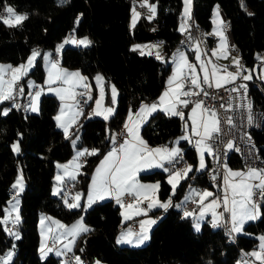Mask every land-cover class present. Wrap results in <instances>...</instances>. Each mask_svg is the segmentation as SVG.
<instances>
[{
    "label": "trees",
    "instance_id": "1",
    "mask_svg": "<svg viewBox=\"0 0 264 264\" xmlns=\"http://www.w3.org/2000/svg\"><path fill=\"white\" fill-rule=\"evenodd\" d=\"M150 1L155 3V16L152 19L141 17L135 26H130L129 18L136 0H0V11L5 3H10L27 14V19L18 27H9L0 21L1 61L17 63L34 47L54 48L73 30L76 36L88 35L91 42L63 46L59 52L60 63L78 67L91 82L99 71L106 83L112 81L118 89L116 107L108 119L89 116L88 110H84L71 125L72 131L67 137L55 122L54 113L59 103L56 95L42 93L39 110L26 115L14 109H7L5 115L1 108L6 104L0 102V254L12 242L15 244L13 259L8 264H59L61 255L51 252L41 257L39 254L37 219L38 212L44 211L70 221L83 211L81 206L68 207L62 194L55 195L51 191L56 162L67 159L73 152L71 136L78 132L76 146L97 149L95 154L84 155L81 170L71 183L70 189L79 190L83 198L91 171L112 144V132L119 127L127 111L136 108L141 101L156 97L164 86L171 71V62L166 56L179 47L183 0ZM215 3L224 13L233 44L246 69L259 67V54L264 63V0H192V16L204 33L211 27ZM207 37L211 44L213 37L208 34ZM152 39L161 40L164 58L141 55L138 49L133 50V42ZM191 51L188 49L190 55ZM28 75L42 81L44 68L40 55L24 78ZM261 85L262 91L250 83L247 96L252 105L263 109L262 125L252 134L258 153L264 157L262 79ZM182 129L180 116L156 110L143 123L140 132L147 143L155 144L169 143ZM14 139H18L19 151L11 146ZM180 144L186 147L184 154L188 160L195 163V150L185 141ZM228 162L240 164L238 156L230 157ZM18 168L23 173L24 188L19 194L20 219L15 236L6 231L7 223L3 224L1 216L8 198L13 195L11 184ZM200 173L196 177L203 179ZM166 174L167 171L154 168L140 172L139 178L159 180L158 194L160 198H167L171 195V184ZM188 178L184 177L177 184L171 200L185 191ZM259 206V216L247 221L243 231L233 237L220 225L213 226L206 220L196 230L189 216L185 217L180 208L170 205L151 227L145 243L119 245L115 243V235L122 223L120 208L111 199H105L84 210L83 220L89 228L78 235L75 250L80 237L85 235L87 255L107 264H240L238 260L242 259L243 252L257 246V234L264 232L262 195Z\"/></svg>",
    "mask_w": 264,
    "mask_h": 264
},
{
    "label": "snow or ice",
    "instance_id": "2",
    "mask_svg": "<svg viewBox=\"0 0 264 264\" xmlns=\"http://www.w3.org/2000/svg\"><path fill=\"white\" fill-rule=\"evenodd\" d=\"M185 4H188V0H185ZM148 7V10L152 13L151 16L148 17V19H152L155 16V5H150L147 3V0H143V3L141 5ZM185 15H187V7L185 8ZM218 15V13H217ZM139 14L135 12V9H133V21L132 24L135 26L136 19L138 18ZM27 19V14H17L15 10L8 5L4 6V12L0 14V21H2L5 25L9 27H18L20 24ZM181 30H184V26H181ZM219 35L223 38L222 32H218ZM67 42V41H66ZM73 43H79V44H88L89 41L87 38H84L82 40H73ZM62 45L57 47V52H59ZM158 45H134L133 50L136 49H144V48H157ZM144 52L141 51V55H143ZM151 54V53H149ZM39 55V53L36 50H33L31 56L28 58L27 64L20 65L17 68H12L9 66H0V101L8 100L12 98L13 91L12 86L15 85V83L20 80L21 76H23L27 70L32 66L33 61L35 58ZM47 58V54H46ZM157 59H161L160 55L157 53L156 56ZM197 59H199V56H197ZM233 63L238 64V61L234 60ZM52 70L49 71V77L46 80L47 84H51L54 82V80H62L64 84L68 85L67 88L63 89H52L49 88V91H55L58 96H60L61 100L64 99H75L76 93L74 91L75 87L77 85H80L84 87L85 89H88V85L83 83L86 80V77L81 76L79 71L76 72H69L64 69L58 68L57 64L55 62L51 65ZM188 69L190 73V84L194 88H201V84H207L209 83V75L207 74V70L201 66V71L205 73L203 77V81H201L195 70V66L190 64L186 57L183 55V53L179 56V61L177 63V68L175 70V73L173 77L169 79V89L165 91L161 95L160 99V105L152 104V105H141L140 110L136 113V116L138 117L137 120L132 119V113L130 111L129 114V120L125 122V129L127 131L128 137L130 139H126L124 143L120 144L119 149L113 148L112 151L108 153V155L105 157V159L101 162V165L96 169V174L93 176V183L91 186V190L89 193V204L93 202V199H102L105 195H114L117 199V202L121 204L122 208L127 207L129 210L132 211V215H139L142 212H146V209H142L139 207V200L135 205L128 204L125 206L123 203H121V197L127 193L129 195L135 194L137 197L143 196L144 199H148L151 202L148 203V209H151L153 207L159 206L163 208H167L168 204L163 203L161 204L158 200H152L150 197V193L157 189L159 187L158 184L154 185H144L140 184L136 180V172L139 171L141 168H152L154 166L159 167L162 166L160 164L163 160H169L171 161L173 157H175L178 154V149H172L169 151L167 148H155L150 149L147 147L146 143L140 138L139 136V123L142 122L144 119H147V114H150L151 112L155 111L158 106H162L167 104V107H164V111L167 114L174 115V116H180L183 119V113L178 111L176 109V104L180 103L185 106L189 103L187 99L180 100V96H189L193 95L194 93L190 90L184 91V84L181 83V78L184 74V69ZM6 69L11 70V79L5 80L3 78V73ZM238 74V73H237ZM212 77H216L215 69L212 72ZM227 77L231 80H234L236 78V74L233 73H227ZM250 77L245 76L244 79H249ZM102 77H97V81H101ZM229 79H225L224 77H220L219 79H216L215 87L219 88L222 86L221 81L223 83H228ZM175 85V87H172V85ZM22 91V90H21ZM102 91V89H101ZM235 91V89H233ZM40 92H36L35 96L32 97V105L31 110L37 111V100L40 96ZM112 94H113V102H115V96H116V90L113 87L112 88ZM83 95V93H82ZM207 95V93H205ZM171 97V99H169ZM91 96H89V99ZM101 99H97L96 105L97 109L101 106ZM202 101L197 102L195 107L193 108V114L190 116V118L193 120V127L192 132L195 135H200L201 140L197 141V150L203 151V148L201 145L203 144V140L206 137H209L211 133L219 131L218 128V121L216 120V113L215 111L209 110V109H203L202 108ZM18 107V105H17ZM250 107V106H249ZM202 109V116L200 121H197V118L195 116L196 109ZM113 111V109H103V111H97L94 110L93 114L96 115H104L105 119L108 118V114H110ZM210 112V117L207 115ZM5 115L7 114V110H5ZM79 113H75L72 117V122H75V117L78 116ZM65 116L63 108L61 109V114L55 117L57 120L58 126L64 129L65 136H68V127L66 126V121L62 119V117ZM209 119L211 120V127L209 126ZM249 122H251V118H249ZM228 123H231V119L228 120ZM203 127L204 132L201 134L198 131V128ZM184 139H187V137H183ZM75 143V141H73ZM14 150L19 151L18 146L14 145ZM227 147L231 148L232 144L229 143ZM97 152V149H92L89 153L86 149L84 152L78 153L79 155H85V154H95ZM67 167V166H63ZM77 168H79V165H76ZM200 167H204L203 163V157L201 158V164ZM191 170V165L187 166L185 169H183L181 172H173L169 175V183L172 185L173 189L176 188V185L179 183V181L187 175V173ZM167 171V169H165ZM67 175H71V173H67ZM242 177L238 182H231L229 181V177ZM74 178V176L72 177ZM57 181H60L62 179L61 176L56 177ZM249 179H259V183L256 185H252L248 183ZM225 184L227 185L226 194L223 200L225 211H229L231 213V224L232 232H240L242 229L243 224L247 220H253L256 219L259 213V206L253 201V188H257L261 190V195L264 196V170H257L254 168L249 169L247 175L245 176V173L242 172H232L229 171L228 174L225 176ZM13 188L22 189V182L21 178L17 179V182L13 185ZM231 191V208L228 207L229 200H228V190ZM200 196L201 201V218L203 217L204 211H212L213 216V223L214 226L216 224H219L223 219L222 213L215 212V208L220 206V203L217 199H213L211 203L204 205L203 201L209 197L212 196L211 192L204 191L203 193H198ZM239 197V199H237ZM79 199V194L77 197H74V200ZM79 205L76 203L68 204V207H78ZM125 219H129L130 216L126 212L121 213ZM185 217L193 215L191 212H185ZM7 219V217L5 218ZM19 221V216L17 215L16 220L14 222ZM54 223L58 226L63 228L64 226L60 224L59 221H54ZM154 220H143L141 221V233L137 234L138 238L136 240V243H142L143 240H146L147 237V229L152 224H154ZM196 229L199 230V224H196ZM7 231V229H6ZM69 235L74 240L76 235H78L80 232H86L88 229L83 225L82 218L80 221H77L76 224H74L70 229H67ZM11 234V232H10ZM132 233L123 234L118 240L117 243L121 242H127L132 243L131 237ZM18 238V237H17ZM261 252H252L250 255L255 256L258 260L264 264V237H261ZM65 247L70 250L69 245H65ZM52 249L48 248L45 250V247L42 243L41 246V255L44 256L47 254V252H51ZM57 255H60L58 252ZM12 256V253L9 252L6 254L5 257H0V261H2V264H8V261L10 260ZM75 264H81L80 258L75 257ZM96 264H100L99 261L96 262Z\"/></svg>",
    "mask_w": 264,
    "mask_h": 264
},
{
    "label": "crops",
    "instance_id": "3",
    "mask_svg": "<svg viewBox=\"0 0 264 264\" xmlns=\"http://www.w3.org/2000/svg\"><path fill=\"white\" fill-rule=\"evenodd\" d=\"M135 3H137L138 5L133 4L132 9H135V12L139 14V16L136 19V21L139 18H141V17H145L146 19H148V17L152 15V13L149 14L148 7H146V6H143L142 7L141 6L142 3H143V0H136ZM147 3L150 4V5L155 4L153 1H150V0H147ZM136 6H139V7H136ZM186 7H187V15L188 14L192 15V0H188V4L187 5L185 4V0H183V5H182V15L183 16H185V8ZM221 11H222V9H221ZM131 13H132V11H131ZM221 13H223V11ZM130 16H131V14H130ZM223 17H224V20H225L224 13H223ZM225 22H226V20H225ZM129 24H130V26L133 25L132 22L129 23ZM182 25H183V23L180 22V26H182ZM227 30H228L227 31V34L226 33L225 34L222 33L223 34V38H222L221 35L218 34V32H221V31L219 29H218V31H216L214 29L213 25L211 24L210 29L206 33H204V35H205V37H206V39L208 41V48L209 49L207 51H208V63H209V67L206 64V62H204L200 58V53H199L200 51H199V48L196 45H194L192 48H190V50H192L191 51L192 52L191 55L189 54L188 49H184V48H180V47L175 48L172 51V52H174L172 55H171L172 52L169 53L166 56V59L171 62V71H170V73L166 77V82H165L164 86L162 87V89L160 90V92L158 93V95L156 97H154L153 99L141 101L136 106V108L129 109L127 111V113H126V116H125V119H124V123L129 120L130 111L132 113V119L133 120H137L138 119V117L136 116V113L140 110L142 104H144V105H152V104L160 105V99L159 98L170 87V85H169V79L171 77H173V75L175 73V70L177 68V63L179 61V56H180L181 53H183V55L186 57L187 61L190 64H192V65L195 66L196 74H197L198 78L201 81H203V77L205 75V73L203 71H201V66L202 65L207 70V74L209 76L211 75V77H212V72L215 69L216 77L215 78L212 77V79L214 81H216V79H219L220 77H224L225 79H229L227 77V73L236 74V71L238 69V65L240 63L241 57H240L239 54L230 51V48L234 44H233V39H232V36L230 34V31H229L228 28H227ZM207 34L208 35H211L213 37V40H212V43L211 44L209 42V39L207 37ZM73 40H75V39L74 38H70L69 39V42L70 43H73L72 42ZM148 41L150 43H143V42H147V41L133 42L132 43V46H134V45H158V47L156 49H159V53H162L163 58H164V53L162 51V42H161V40H159V39H152V40H148ZM90 42H91V39L89 37V43ZM73 44L74 45H78L77 43H73ZM147 49H151V48H145V50H141V49H138V50L140 52L141 51H144L145 53H147L146 52V51H148ZM32 52H33V50L29 54H27V56L25 57L24 60H22L20 62H17V63H12V62H8V61H1L0 60V66H9L10 65L12 68H17L20 65L27 64L28 58L31 56ZM150 53L151 54H154L156 56V54H155L156 52L155 53L154 52H150ZM197 56H199V59H197ZM234 60L238 61V64L233 63ZM34 62H35V60L33 61L32 66H33ZM32 66L27 70V72L25 73L26 75H27L28 71L32 68ZM73 68H78V67H73ZM76 70L74 72H76ZM247 71H249L251 73V77L252 76H259L264 81L263 77L260 74V69H258V71H255L254 67H252L250 69L247 68L245 70V72H244V75L245 76H247L246 75V72ZM25 74L23 76H21V78H24L26 76ZM80 74H81V76L86 77V80L83 83H85V84L88 85V89L91 88V86L89 84H91L93 86L92 89H90L91 91L89 90V92H88V101L90 103L89 104L90 105V109L87 112L88 115L89 116L96 115V114H93L94 113V110L103 111V109L111 108V109H113V111L110 114H108V118H109V116L114 112L115 107H116V100H117V95H118V89H117L116 85L112 81H108L106 83V81L104 79V76H103V79L101 81H103L104 84H105V86H106L105 91L107 90V95L105 96V101H109L111 103V107H108V105H106V104H104L102 102L100 108L97 109V105H96V101L97 100H94L93 97H91L89 99V96H90L89 93L90 92H92L93 94L96 93L97 89H99V86H97V77L98 76L99 77H102V76L101 75H97V72H96L93 75V78H92L93 82H91L87 78V76L81 70H80ZM185 74L190 75L188 69H186V68L184 69V74L183 75H185ZM3 78L5 80H10L11 79V70L10 69H6L5 70V72L3 73ZM229 80H231V79H229ZM109 82H111V83L114 84V88L116 90L115 102H113V94H112V92H109V90H110V88H109ZM180 82L182 83V81H180ZM221 82H223V81H221ZM24 84L28 88H31V87H34V86L37 87L36 91L30 96L29 103H28L29 112H33L31 110L32 97H33V95L36 92H39V86L36 83H33V84H31V82L29 83L27 81V78H24ZM172 87H175V85L173 84ZM80 88H82V86H77L74 89L75 93ZM183 90L186 91L185 89H183ZM48 93L54 94L55 92L48 91ZM54 95H56V93ZM56 97H58L59 99H61L60 96H57L56 95ZM169 99H171V97H169ZM184 99H187V98L185 96H180V100H184ZM71 101H74V100L71 99ZM188 102L189 103L187 104V106H185L183 104H180V103H177L176 104V109L178 111H180L181 113H183V119H182L183 129H182V132L179 133V134H177L176 136H174L169 143L149 144V143H147L144 140V138H143V136H142V134L140 132L141 126L148 119L149 115L151 113H153L154 111L151 112L150 114H147V119H144L142 122L139 123V136L146 143V145H147L148 148H150V149L167 148L169 151H171L172 149H178L179 150L178 151V154L175 157H173V159H175V158H184V169L187 166L191 165V170L186 175V176H189L187 187H186L185 191L181 194L180 197L174 198V200L173 199L171 200V198H172L171 196H173V193L175 191V189H173L172 185H171V195L168 196L167 198H160V196L158 194L159 187L150 193V197H151L152 200H158L161 204L167 203L168 206H170V205L177 206L178 208H180V211H181V213L183 215H184L185 212H191V213H193V215L189 216L191 218V220H192L193 226L196 225V224H199V226H201L202 222L205 221V220L208 221L210 224H212L214 226L212 211L205 210L204 211V214H203V217L201 218V201H200V196L198 195V193H203L204 191H208V192H211L212 193V196L207 197L203 201L204 205H207V204L211 203V201L213 199H217L216 196H215V193H214V189L209 185V183L204 178L203 179H198L196 177V174L198 172H201L202 170H204V169H206V168L209 167V160H208V156H207V150H208L207 140H208L209 137H206L203 140V144L201 145V147L203 148V151L202 152L201 151H198L197 150V141L201 140V136L200 135H195L192 132L193 120L190 118V116L193 114V108L195 107L196 103L197 102H201V101H199V100L189 101L188 100ZM167 106H168L167 104L162 105V106H158L156 110H162V111H164L163 110L164 107H167ZM38 107H39V99L37 100V108ZM202 108L203 109L212 110L210 108L205 107L203 104H202ZM71 113H73V112H70V115H71ZM207 115L210 117V112ZM97 116H100V117H102V118L105 119V116L104 115H97ZM195 116L197 118V121L199 122L200 119H201V116H202V109H200V108L196 109ZM216 120H217V116H216ZM55 122H56V125L58 126V123H57V120L56 119H55ZM71 123H72V118L70 117L69 120H68V122L66 123V126L68 127L69 124H71ZM209 126L210 127L212 126L210 119H209ZM198 131L201 134H203V132H204L203 127L198 128ZM115 132H116V130L113 133L115 134ZM183 137H187V139H184ZM76 139H75V142H76ZM126 139H130V137H128V134H127L126 137H124L121 140V142L119 143L118 146H116V145H114L112 143L109 146V148L103 153V155L97 161L96 165L94 166V169L90 173V178H89L88 185L86 187V190H85V193H84L83 198H82L81 193H80V198L79 199H80V206L82 207V209L84 208L85 199L87 198V200L89 201V195L88 194H89V191L91 190V186H92V183H93V176L96 174V169L101 165V162L105 159V157L108 155V153L110 151H112V149L114 147L117 148V149H119L120 144L124 143V141ZM181 141H185L186 142V145L188 147H192L195 150V154H196V161H195V163H191L188 160V158L186 157V155L184 154L185 153V150H186V147L180 144ZM86 149L88 150V152H91V150H92L91 147H86L85 149H82V151H81V149H79V151L77 153L84 152ZM202 157H203V163H204V167L203 168L200 167L201 158ZM83 158H84V155H79L78 156L79 161H78L76 157L69 156L65 160L57 161L56 164H55V171H54L53 178H54V176H56V177L58 175L61 176L63 179H65V181H64L65 183L63 182L64 185L66 187L71 188V183H73V179H75L77 177L79 171L81 170V164H82ZM169 162H170L169 160H163V161L160 162V164L163 165V166H159V167L154 166L152 168H141L139 171L136 172V177H135L136 180L140 184H144V185H154V184H158L159 185V180L157 181V179H155V180H147V181L146 180H141L139 178V173L140 172H143V171H148V170H151V169H154V168H160V169L165 170L164 169V166H168V170H167V172H168L169 170L172 169V168L169 167ZM76 165H79V168H77ZM63 166H67V167L65 168ZM251 168L257 169L258 167L251 166L248 169L243 170L242 167H241V164L232 165V164H230L228 162L226 164L225 174L223 175L222 180H221V183H220V189L222 191L226 192L227 185L225 184V176L228 174L229 171H232V172H242V173H245V176H246L247 173H248V171H249V169H251ZM174 170H177L178 172H180L178 170V168H175ZM66 172L67 173H71V175H67ZM73 176H74V178H72ZM186 176H184V177H186ZM240 179H242V177H231V176L229 177V181L234 182V183L235 182H238ZM167 180L169 181V177L168 176H167ZM257 181H259V179H249L248 180V183H250L252 185H256L257 184ZM52 184H53V182H52ZM12 192H13V194L15 193L14 190ZM125 194H127V193H125ZM227 194H228V200H229L228 207L231 208L232 196H231L230 189L228 190ZM124 195L121 197V203H123L125 206H127L128 204L135 205L137 203V201L139 200V207L142 208V209H146V212H142L139 215H132V211L133 210H129V209H127V207L122 208L121 207V204L117 202V199H116V197L114 195H105L102 199H95L94 198L93 199V202L91 204H93L95 202H99V201L105 200V199H111L114 204H118L119 205L120 213L126 212L130 216L129 219H125L124 216L121 214V222L124 224L125 222H128V221H134L135 222V225H136V230L138 229L137 233H141V221L151 219V220H154L156 222V220L159 218V216H161L162 213H163V211L166 209V208L159 207V206H156V207H153L151 209H148L147 206H148V203L151 202L150 200L144 199L143 196L137 197L135 194H132V195H129L128 194L129 195L128 201H124V199H123ZM224 197H225V195L223 196V200H224ZM223 200H222V202H223ZM72 201H73V203H76L77 200H74V198H73ZM218 208H219V211H218ZM224 209L225 208H224V203H223L222 205H220L219 207L215 208L214 210H215V212H217V213H223V215H224ZM223 219H224V216H223ZM49 220L51 221V219H49ZM247 221H249V220H247ZM247 221H245V223ZM219 224H216L215 226H218ZM244 224H243V226H244ZM152 226H153V224L150 227H148L147 233L150 231V229H151ZM243 226H242V229H241L240 232L243 231ZM231 228H232V224H231V217H230V228H229L230 235L234 237L237 233H240V232H232L231 231ZM130 230H132V229L130 228ZM259 233L262 234V236H264V232H259ZM78 235H76V237H75L74 240H70L71 241L70 243H63V242H61V243L59 242L58 243V246L57 247H58V252L60 253V255H61V250L63 248H66L65 245H69V247L71 249L75 248ZM50 237L51 238H54L52 236H50ZM46 245H47V242H46ZM245 252H247V251H245ZM248 259H249V261H248ZM252 259L250 260V258H245L244 261H247L248 262V263H245V264H257L256 262L252 261ZM67 261H69V260H67ZM70 264H72L71 261H70Z\"/></svg>",
    "mask_w": 264,
    "mask_h": 264
},
{
    "label": "built area",
    "instance_id": "4",
    "mask_svg": "<svg viewBox=\"0 0 264 264\" xmlns=\"http://www.w3.org/2000/svg\"><path fill=\"white\" fill-rule=\"evenodd\" d=\"M180 20H183L184 30L182 31L183 40L179 44V47L190 49L196 45L200 51V58L206 62L209 67L208 51L203 42V32L196 31L191 25L190 14L185 15L184 18ZM224 25L226 28L229 27L227 22H225ZM230 51L239 54L238 48L235 45L230 48ZM52 57L59 58V55L52 53ZM261 59L262 57L259 54V64H261ZM245 70L246 65H244V61L241 58L236 71V78L234 80H229L228 83L221 82L222 86L219 88L215 87L216 81L212 79L211 75L209 76V83H202L201 88H194L190 84V75L185 74L181 78V81L184 84V89L186 91L191 89L194 93L193 95L187 96V100L202 101V104L215 111L217 116V126L219 131L213 132L207 140L209 167L202 170L199 175L214 189L215 196L219 202H221V205L223 204L222 200L226 192L220 189V183L225 174L226 164L230 157L238 156L243 170L248 169L251 166H256L261 170H264V157H261L258 153L256 140L252 134L253 129H250L249 122V118H251V122L257 121L258 114L263 109L252 105L247 96V89L250 83L256 85L261 91L263 88L260 77L253 76L247 80L244 79ZM36 89V86L28 88L24 84L23 79L20 78V80L12 86V98L1 102L5 103L8 109H14L18 113L26 115L29 113L28 103L30 96L36 91ZM233 89H235V91H233ZM88 92L89 89H85L84 87L76 92L75 102L78 109L81 111L90 109ZM205 93H207V95H205ZM124 119L115 132L113 144L116 146H118L121 140L127 136L124 127ZM229 119H231V123H228ZM229 143L232 144L231 148L227 147ZM169 167L172 169L178 168L182 173L184 169V158L172 159L169 162ZM252 191L253 201L255 203H260L261 190L253 188ZM123 199L124 201H128L129 195L125 194ZM129 222H131L133 229L136 230L135 222ZM221 223H224L226 227L230 228L229 211L224 210V219H222ZM9 225L12 230L18 228L17 224L9 223ZM121 226L122 224H119L117 228L119 229ZM86 239L87 237L85 235L80 237L77 250L63 248L61 250L63 258L71 261V259L79 257L81 264H96L99 259L97 257L91 259L86 253ZM58 243L59 241L57 239L50 238L47 241V246L56 247ZM244 256L245 255L241 258L244 259Z\"/></svg>",
    "mask_w": 264,
    "mask_h": 264
},
{
    "label": "rangeland",
    "instance_id": "5",
    "mask_svg": "<svg viewBox=\"0 0 264 264\" xmlns=\"http://www.w3.org/2000/svg\"><path fill=\"white\" fill-rule=\"evenodd\" d=\"M134 4L138 5L137 3H134ZM5 5L11 6L15 10V12L17 14H26V12L23 11V10H16L10 3H5L4 6ZM153 5H155V4H153ZM4 6L2 7V9L0 11V14H2L4 12ZM221 12L222 11H221L220 5L218 3H215L214 6H213V8H212V18H211L212 19V25H213V27H214V29L216 31H218V29H219L223 34H225V33L227 34V31L228 30H227V28H224L225 27L224 26L225 20H224V17H223V13H221ZM150 13L151 12L149 11V14ZM217 13H218V15H217ZM132 21H133V9H132V13H131V16H130V19H129V23H131ZM70 38H74L75 40H82L84 38H87V40L89 41V37L87 35L76 36L75 33H74V31L72 30L67 35H65L61 40H59L55 44L54 48H48V47L39 48V47H34L32 49V50H36L39 53V55H40L41 63H42V66L44 68V77H43L42 81H37L31 75H28L26 78H27V81L29 83L31 82V84H33V83L38 84V86H39V92L41 94L42 93H48L49 88H52V89H63V88H67L68 87V85L64 84L62 80H54V82L51 83V84H47L46 83V80L49 77V71L52 70L51 65H52L53 62H55L57 64L58 68H60V69L67 70L69 72H74L77 69L76 71H79V73H80V70L78 68H73V67L70 68V67H67L65 65H62L60 63V59L59 58L52 57V53H56V54L59 55V52H60V50H61V48L63 46H65V45H74L73 43H70L69 42V39ZM144 41H147V42H143V43H150L148 40H144ZM77 44L78 45H85V44H79V43H77ZM60 45H62V47L60 48L59 52H57V47L60 46ZM141 50H145V48L144 49H141ZM147 50H148V51H146L147 54H149L150 52H154V53L156 52L155 53L156 56H157V53H158L160 55V57L163 58L162 53H159V49L151 48V49H147ZM173 53L174 52H172L171 55ZM46 54H47V58H46ZM254 69H255V71H258V69H260V74H261V76L264 79V63L261 61V64L259 65V68H258L257 65H255L254 66ZM52 71L54 72V70H52ZM97 75H101L102 78H103V74L101 72L98 71L97 72ZM246 75L248 77H251V73L249 71L246 72ZM89 85L91 86L90 89H92L93 86L91 84H89ZM77 86H80V85H77ZM97 86H99V89H97L96 93L93 94L92 92H90L89 95L91 97H93L94 100L101 99V101L104 104L108 105V107H111V103L109 101H105V96H106L105 89H106V86H105L104 82L103 81H101V82L99 81V83H98V81H97ZM113 87H114V84L111 83V82H109V88H110L109 92H112V88ZM101 89H102V91H101ZM50 92H55V91H50ZM35 94L33 95V97L35 96ZM41 94H40V96H41ZM56 95H57V93H56ZM40 96H39L38 99H40ZM74 101H75V99H74ZM74 101H71V99H64V100L59 99L58 106H57L56 111L54 113V117H57L58 115L61 114V109L63 108L64 113H65V116L62 117V119H64L66 121V123L68 122L69 118L70 117L72 118V116L75 113H77V112L79 113V115L75 117V122L74 123L72 122L71 124H69V126H68V134L71 133V131H72L71 125H74L78 121L79 117L82 114V111L78 109V107H77V105H76V103ZM1 110H2V112H5V110H7V107L3 105L2 108H1ZM38 110H39V107H38ZM37 111H35V112H37ZM70 112H73V113H71V115H70ZM87 115H88V113H87ZM77 136H78V132H75L71 136V138H70L71 144H72V147H73V152H72L71 156L72 157H76L77 160L79 161V159H78V153L77 152L79 151V149H81V151H82V149H85L86 147L85 146H76V144L73 143V141H75V139L77 138ZM111 138H112V143H113V141L115 139V134L113 132H112ZM14 145L18 146V148H19L18 139H14L11 142V146H12L13 150H14V147H13ZM14 151H16V150H14ZM164 169H167L168 170V166H164ZM257 170H261V169L260 168H257ZM173 172H178V171L177 170H174V169H171V170H169L167 172L166 177L167 176L169 177V174H171ZM18 178H21V182H22V189H19V190L17 188H13V185L17 182V179ZM64 181H65V179H63V178L60 181H57L56 176H54V178H53V184H52V188H51L52 194H55V195L62 194V200H63V202L66 205L73 204L72 199L74 197H77V195L79 194V198H80V191L77 190V189H74V190L71 189L70 190L69 187H65L64 186V183H63ZM258 183H259V181H257V184ZM11 188L14 190L15 193L13 195H10V197L8 198V201H7L6 205L4 206V213L1 216V220H2V222H3L4 225L6 223H8V222L11 223V224H17L18 222H14L16 220L17 215L19 216V219H20V215H19V210H20V196H19V194H20V192L24 188V177H23V173H22V171H21L20 168H18V171L16 173V176H15V178H14L12 184H11ZM89 193H90V191H89ZM237 199H239V197H237ZM88 202L89 201L86 198L85 199V203H84L83 211L79 215H77L75 218H73L72 220H70V221H65V220H63V219H61V218H59L57 216H53V215L47 214L44 211H39L38 212V219H37V222H38V231H39V245H38V249H39V254H40L41 257H44V256L48 255L51 252L54 253V254H57L58 253V247H57L58 245L56 247H54V248L48 247L46 245V242L48 241V239L51 238L50 236H52L55 239H57L60 243L61 242H63V243H70L71 242L70 240H73V239L69 235L67 229H70L74 224H76L77 221H80L81 218H82L83 225L86 228H89V225L83 220L84 210L87 207H89L90 205H92V204H89ZM219 203L221 205V202H219ZM76 204H78L80 206V199H78L76 201ZM256 204L259 206V203H256ZM218 211H219V208H218ZM259 213H260V206H259ZM229 214H230V212H229ZM6 217H7V219H5ZM230 217H231V214H230ZM49 219H51V221ZM54 221H59L60 224L63 225L64 227L63 228L58 227L54 223ZM121 224H122L121 228L118 229V231H117V233L115 235V243H117V240L123 234H127V233H132V236L130 237L131 240H132V243L121 242V243H117V244H119V245H121V244L141 245V244L145 243L148 240V238H149V232L147 233V237L148 238L146 240H143L142 243H136V240L138 238L137 234H140V233H137L138 229L134 231L133 227L131 226V222H129V221L128 222H125L124 224L123 223H121ZM194 226H195V229H196V225H194ZM5 227H6V225H5ZM130 228L132 230H130ZM199 228H200V226H199ZM6 229H7V232H12V233H14L15 236H17V232L15 230H9L7 227H6ZM225 231L228 232L230 230L228 228H226ZM257 236L259 238L258 239L257 246L251 248L247 252L244 251L243 252V255H245L244 256L245 258H250V260L253 258L252 261L256 262L257 264H262V262L260 260H258L255 256L250 255V253H252V252H261L262 251L261 250V247H260L262 241H261L260 238L261 237H264V236H262V234H260V233H258ZM42 243H43V245L45 247V250L48 249V248H51L52 249L51 252H47V254L44 255V256L41 255V246H42ZM73 250H75V248H73ZM9 252L12 253V256H11L10 260L8 261V263L12 261L13 256H14V253H15V244H14V242H12L11 245L8 246L2 254H0V257H5L6 254L9 253ZM98 261H100V260H98ZM248 261H249V259H248ZM71 262H72V264H75V260L74 259H71ZM238 263L243 264V263H248V262L247 261H244L242 259H239L238 260ZM0 264H2V261H0ZM59 264H70V261L65 260L62 257V255H61ZM173 264H179V263H173Z\"/></svg>",
    "mask_w": 264,
    "mask_h": 264
},
{
    "label": "bare ground",
    "instance_id": "6",
    "mask_svg": "<svg viewBox=\"0 0 264 264\" xmlns=\"http://www.w3.org/2000/svg\"><path fill=\"white\" fill-rule=\"evenodd\" d=\"M184 18V16L182 15L181 16V18H179V19H183ZM180 22L181 23H183V20H180ZM190 22H191V25L194 27V29L196 30V31H198V32H203V30L196 24V22H195V19H194V17L192 16V15H190ZM225 26V25H224ZM226 28V27H225ZM182 40H183V32L181 33V35H180V40H179V44L182 42ZM203 42H204V45H205V47H206V50H208L209 48H208V42H207V39H206V37H205V35H204V32H203ZM178 44V45H179ZM263 111L261 110L260 112H259V114H258V119H257V121H255V122H250V129H253V130H256V129H259L260 127H261V125H262V119H263V113H262ZM9 223V222H8ZM221 227H222V229H226V228H228V227H226V225L224 224V223H220L219 224ZM6 227L9 229V230H12L11 229V227H10V225L9 224H6ZM229 229V228H228ZM225 232H227V231H225ZM227 233H230V231H228ZM51 248H54V247H51ZM75 260V259H74Z\"/></svg>",
    "mask_w": 264,
    "mask_h": 264
},
{
    "label": "water",
    "instance_id": "7",
    "mask_svg": "<svg viewBox=\"0 0 264 264\" xmlns=\"http://www.w3.org/2000/svg\"><path fill=\"white\" fill-rule=\"evenodd\" d=\"M100 262V264H107V262H105V261H99Z\"/></svg>",
    "mask_w": 264,
    "mask_h": 264
}]
</instances>
